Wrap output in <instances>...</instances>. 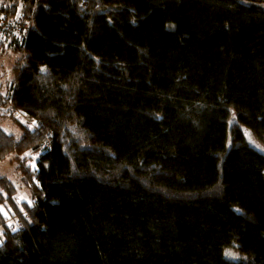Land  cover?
I'll use <instances>...</instances> for the list:
<instances>
[{
    "label": "trees",
    "instance_id": "1",
    "mask_svg": "<svg viewBox=\"0 0 264 264\" xmlns=\"http://www.w3.org/2000/svg\"><path fill=\"white\" fill-rule=\"evenodd\" d=\"M84 1L0 0V264H264V0Z\"/></svg>",
    "mask_w": 264,
    "mask_h": 264
},
{
    "label": "rangeland",
    "instance_id": "2",
    "mask_svg": "<svg viewBox=\"0 0 264 264\" xmlns=\"http://www.w3.org/2000/svg\"><path fill=\"white\" fill-rule=\"evenodd\" d=\"M0 42V85L1 91H4V87L10 84L12 79L15 77V70L18 66V60L21 54L16 50L17 42L7 35L2 38ZM24 121V120H23ZM0 125L7 130L9 133L20 135L21 129L16 125L9 117L0 120ZM42 152L37 151H26L20 154L22 158L26 159V165L35 171L38 167V160ZM16 155H12L6 161L0 163V176H8L18 187L17 199L19 202L33 203L32 189L25 185L23 182L21 171L18 170V164L16 162ZM7 207H2L5 215H8ZM238 258V256H237Z\"/></svg>",
    "mask_w": 264,
    "mask_h": 264
},
{
    "label": "built area",
    "instance_id": "3",
    "mask_svg": "<svg viewBox=\"0 0 264 264\" xmlns=\"http://www.w3.org/2000/svg\"><path fill=\"white\" fill-rule=\"evenodd\" d=\"M87 5H88V1L85 0L83 2V6L85 7ZM32 26H33V19H27L22 15L10 17V18H0V41L2 40V38L6 37L7 35L25 38L31 31ZM14 80L15 79L13 78L10 84L4 87V91L0 90V94L4 92L5 96L11 97L14 88ZM13 115L16 118L24 120L25 123H28L33 128L38 127L40 125V121L33 120L31 115L26 111L15 109L13 111ZM46 144H47V148L51 147V141L49 135H47ZM13 227L15 228L16 225H13ZM1 242L2 240L0 237V243Z\"/></svg>",
    "mask_w": 264,
    "mask_h": 264
}]
</instances>
